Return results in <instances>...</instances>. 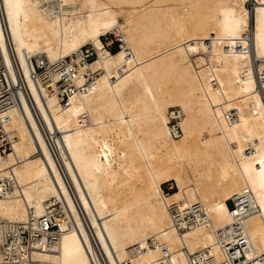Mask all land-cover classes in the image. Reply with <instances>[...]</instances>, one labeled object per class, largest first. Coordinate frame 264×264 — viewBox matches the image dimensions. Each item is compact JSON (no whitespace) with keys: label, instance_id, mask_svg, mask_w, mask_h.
<instances>
[{"label":"bare ground","instance_id":"6f19581e","mask_svg":"<svg viewBox=\"0 0 264 264\" xmlns=\"http://www.w3.org/2000/svg\"><path fill=\"white\" fill-rule=\"evenodd\" d=\"M248 2L0 0V114L16 134L11 151L0 152V179L16 178L0 198V221L24 222L65 202L82 235L70 228L34 258L88 264L83 238L98 264L78 207L110 264H167L160 244L177 264H185L183 250L219 262L215 230L231 231L238 218L264 252V0ZM108 33L121 40L114 53L100 38ZM86 44L97 57L82 70L95 72V83L81 92L86 82L76 79L79 91L64 107L35 66L45 73L46 58L54 80L67 79L58 65ZM133 83L144 93L129 102L123 95ZM167 181L175 189L164 194ZM229 202L241 209L236 216ZM187 203L203 217L178 231L168 208L184 213ZM135 244L146 250L129 256Z\"/></svg>","mask_w":264,"mask_h":264},{"label":"built area","instance_id":"2783aa9c","mask_svg":"<svg viewBox=\"0 0 264 264\" xmlns=\"http://www.w3.org/2000/svg\"><path fill=\"white\" fill-rule=\"evenodd\" d=\"M259 1L262 0H249L248 3L254 4L258 3ZM101 38L103 41V46L108 51H111L110 47L113 39L111 37L108 38L107 36H102ZM247 41L250 42L248 38ZM119 42H121V40H119ZM96 57L97 55L95 49L89 44L83 46L80 51L73 53L71 56L65 57L64 61L58 65L57 72H63L64 68H68L67 79H61L58 81L54 80L55 71H53L52 68L53 64L52 62L47 61L46 58V72L44 73L42 68L38 67L36 63L35 71L36 73H42V78L43 80L45 79V88L49 93H54L58 102H60L62 106L65 107L68 105L72 94L75 91H79V87H77L75 84L76 79L81 77L86 82V85L80 88L81 92L89 90L95 83V72H92L89 68L83 70L82 68H84L86 65H89V62H91ZM0 62L2 64V70L7 72L1 50ZM15 71L20 82H24L22 77L23 73L20 66L16 65ZM34 73L35 72L31 70L32 77H34ZM257 76H259L258 72ZM1 78L3 79V75H1ZM8 78L11 80L10 76H8ZM14 87H16V84H14ZM23 91L26 93L32 107V100L30 98L28 89L26 90L24 88ZM15 105L18 107L22 105L21 98L17 93ZM174 110L176 111V116H172V114L170 115L169 125L170 134L174 137H177L180 135L181 131L178 125V110H176V108H174ZM9 119V116L2 117L0 114V152L2 154L7 151H11L12 140L14 141L16 139V134L7 128ZM7 178L8 177L5 176L4 178L0 179V198L7 196V194L12 192L16 186V178L13 173H11V176L8 178V180H6ZM2 179H5V181H2ZM173 189L174 185L171 181H167L162 184V193L164 194H169ZM243 197L244 198L240 201H242L241 203L244 204L243 207L248 210L250 207H248L246 203H251L249 202L248 197ZM186 205L187 206L183 207V210H185L184 213L180 211V206L176 204H172L168 208L172 224L178 229V231L195 227L196 224L200 222L198 219L203 217V214L201 213L202 209L198 204L187 203ZM52 206H54L52 209L46 207V211L40 217H30L24 222L9 220L0 221V264H50L48 262L39 261L34 258V251H53L54 245L60 234L70 230V228L76 230L82 237L67 203L64 202V208L60 203H53ZM77 207L78 206H76V208ZM76 211H78V213L80 212L81 217L79 218L85 224L88 230V236L90 238L89 244H91L93 248L95 257L98 260V264H110L98 241L94 238L95 236L90 231L80 207H78ZM239 211H241V209L237 208V205H234L230 210V213L233 216H236ZM203 220L205 221V218L201 219V221ZM235 221L232 222L231 231L229 228L230 224L215 230L216 241L223 255L221 261L217 262L213 257L207 258L206 255L201 253L194 254L183 250L182 252L185 259V264H196L198 261H204L205 264H255V262L260 261V263L263 262L262 264H264V252L258 253L253 248L246 233L245 227L241 223V218H238ZM82 241L86 250V255L89 257L88 264H97L92 257L91 250L88 247L89 245L83 238ZM144 242L147 243L148 248H152L156 245L155 239L151 240L150 238H147ZM22 246H24V248ZM159 246L167 264H177L176 259L171 256L172 253L169 252L167 246L164 244H160ZM140 247V244H135L127 248L129 256L146 250L145 248ZM22 257H26L27 263L20 260ZM124 262L125 264H130L129 260H125Z\"/></svg>","mask_w":264,"mask_h":264},{"label":"rangeland","instance_id":"374dc122","mask_svg":"<svg viewBox=\"0 0 264 264\" xmlns=\"http://www.w3.org/2000/svg\"><path fill=\"white\" fill-rule=\"evenodd\" d=\"M120 20H121V18H120ZM108 34H110V33H108ZM102 37V36H101ZM100 37V38H101ZM107 37L109 38V37H111L112 39H113V42H117V46H118V49L120 48V44H121V42H119V40H120V37H118V36H116V34H113V33H111L110 35H107ZM112 44V43H111ZM87 45V44H86ZM90 45V44H89ZM113 53V52H112ZM135 87H134V86ZM133 85L132 84H130L129 85V91H125V93H124V98L127 100V101H129V102H131V101H134V100H137L138 98H139V95H141V94H143L144 93V89H143V87L140 85V84H138V83H133ZM140 85V86H139ZM132 88V89H131ZM142 89V90H141ZM138 95V96H137ZM129 97V98H128ZM131 99V100H130ZM115 140V139H114ZM172 182V181H171ZM175 189V188H174ZM174 189L172 190V191H174ZM171 191V192H172ZM170 192V193H171ZM228 205H229V207L230 208H232V203L231 202H229L228 203Z\"/></svg>","mask_w":264,"mask_h":264},{"label":"trees","instance_id":"16d2710c","mask_svg":"<svg viewBox=\"0 0 264 264\" xmlns=\"http://www.w3.org/2000/svg\"><path fill=\"white\" fill-rule=\"evenodd\" d=\"M110 49L111 52H116L118 50L117 42H112Z\"/></svg>","mask_w":264,"mask_h":264}]
</instances>
